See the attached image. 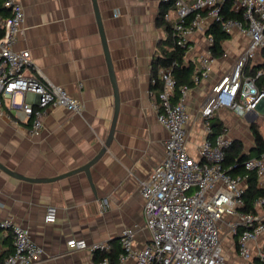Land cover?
I'll return each mask as SVG.
<instances>
[{"label": "crops", "instance_id": "0c3cea01", "mask_svg": "<svg viewBox=\"0 0 264 264\" xmlns=\"http://www.w3.org/2000/svg\"><path fill=\"white\" fill-rule=\"evenodd\" d=\"M97 1L120 105L111 143L91 167L93 187L84 172L53 182H30L0 169V219L11 217L30 229L32 239L45 249L37 264H103L90 251L70 247L73 237L109 242L113 250L126 228L136 229L137 248L145 245L148 236L140 182L164 158L169 135L157 121L159 98L151 88L160 66L154 69L153 58L162 48H170L161 20L164 5L162 0ZM21 2L26 18L16 48L28 49L48 79L82 101L83 111L49 107L42 133L33 136L30 123L21 122L9 109L0 110V161L25 176L54 177L84 165L105 145L116 110L115 92L92 0ZM167 12L175 17L173 6ZM190 44L186 58L195 71L200 65L198 53L206 52L209 45L200 32ZM246 46L236 49L228 39L223 41L227 56L216 57L208 75L190 89L188 147L195 158L207 136L200 108L213 84L235 65ZM213 118L223 123L227 137L243 143L246 153L254 147L251 123L258 124L264 137V113L238 116L225 107ZM243 136L251 141L248 147ZM48 205L57 208L54 223L44 220ZM6 236L0 239L4 250L10 247V241L3 242ZM260 241L264 243V233Z\"/></svg>", "mask_w": 264, "mask_h": 264}, {"label": "built area", "instance_id": "2783aa9c", "mask_svg": "<svg viewBox=\"0 0 264 264\" xmlns=\"http://www.w3.org/2000/svg\"><path fill=\"white\" fill-rule=\"evenodd\" d=\"M173 2L175 17L164 14L172 25L177 44H189L197 33L206 35L208 49L198 53L200 63L193 74L194 83L206 77L216 61L212 51L214 36L208 31L218 25L231 34L239 30L249 41L235 65L213 84L207 101L200 108L207 136L198 146V157L188 147V127L192 119L186 100L191 86L177 91L174 62L160 65L153 83H160L157 121L169 135L165 156L150 176L140 182L144 200L145 245H135L136 229L126 228L120 235L118 264H255L264 263V197L257 200L255 212H244L245 179L229 174L223 166L226 150L233 139L225 133L214 134L210 125L217 110L230 108L238 116L264 113V69L248 72L250 58L264 47V0H233V8L244 12V21L224 18V0H162ZM8 15H0V110L13 111L21 122L30 123V133L38 136L44 128L49 107L62 106L74 113L83 103L65 87L53 83L35 65L28 49H17L23 31L25 9L21 0H5ZM223 56H227L224 51ZM21 101H18V97ZM256 171L258 185L264 187V152L246 161ZM106 208V203L102 204ZM46 223L57 220V208L48 205ZM221 231L224 235H221ZM11 234L12 251L4 252L0 240V264H37L45 249L31 237L28 227L13 218L0 219V239ZM234 239L236 257L230 262L223 255L222 242ZM70 247L78 250L111 252L109 242L89 243L71 238ZM103 264H109L104 260Z\"/></svg>", "mask_w": 264, "mask_h": 264}, {"label": "trees", "instance_id": "16d2710c", "mask_svg": "<svg viewBox=\"0 0 264 264\" xmlns=\"http://www.w3.org/2000/svg\"><path fill=\"white\" fill-rule=\"evenodd\" d=\"M5 0H0V15L7 16L8 8L4 5ZM164 10L161 12V20L164 23V29L168 34L165 42L170 48H162L160 53L155 55L153 58L154 69L158 65H167L174 62L173 73L176 77L177 91L182 85L193 86V74H194V64L191 60H187L186 54L189 48V44H177L175 37L172 34V25L170 22L165 21L164 14L169 8L173 6V2H163ZM220 14L224 18H233L236 20L244 21V12L242 10L237 11L233 8V0H224L222 3V8ZM214 36V44L212 46V51L214 56L220 57L224 53L223 41L230 38V34L223 31L218 25H214L209 31ZM261 50L262 60L250 66V62L247 66L248 72L250 74H255L257 69H264V47ZM152 90L155 91L156 97L158 99V93L160 89V84L154 83L151 85ZM210 125L213 129L214 134L223 133L225 127L219 119L212 118ZM251 132L254 138L253 151L246 153L244 151L243 143L240 140L234 139L232 145L226 150L225 159L223 166L226 171L237 177L240 176L245 179V192L244 200L245 205L242 207L244 212H255L256 202L259 198L264 197V187L258 185V176L256 171L249 170L246 168V161L252 157H258L264 152V137L259 130V126L256 122L251 123ZM11 234H8L3 242L10 241L9 249L4 250L1 257L9 253L12 250ZM114 243V242H113ZM121 252L120 245L113 249L111 252L95 251L93 253L94 259L98 262L108 260L109 264H118L119 254ZM255 264H264L258 260H255Z\"/></svg>", "mask_w": 264, "mask_h": 264}, {"label": "water", "instance_id": "95a60500", "mask_svg": "<svg viewBox=\"0 0 264 264\" xmlns=\"http://www.w3.org/2000/svg\"><path fill=\"white\" fill-rule=\"evenodd\" d=\"M92 1H93V5H94V11L96 14L97 22L99 25V30H100V34H101V38H102V42H103V46H104V51H105V55H106V59H107L108 67H109V72H110L112 84L114 87L115 99H116L115 115H114L113 123H112L111 129H110L109 136L106 140V143L102 147V149L99 151V153L93 159H91L90 161L85 163L84 165H82L76 169H73L71 171H68L66 173L54 176V177L35 178V177L25 176V175L17 173L16 171H14L13 169H11L10 167H8L7 165H5L4 163H2L0 161V169L5 171L9 175H12L13 177H16L18 179L25 180V181H30V182H53V181H56V180H59V179H62V178L68 177V176H72V175L77 174L79 172H84L87 175V177H88V179L91 182V185L93 187L91 167L104 155V153L107 150V147L111 143V140L113 138L114 131H115L116 122H117L119 105H120V98H119V89H118V85H117V81H116L113 62H112V58L110 55L109 46L107 43V37H106V33H105V29H104L103 20L101 17V12L99 9L98 1L97 0H92Z\"/></svg>", "mask_w": 264, "mask_h": 264}, {"label": "rangeland", "instance_id": "374dc122", "mask_svg": "<svg viewBox=\"0 0 264 264\" xmlns=\"http://www.w3.org/2000/svg\"><path fill=\"white\" fill-rule=\"evenodd\" d=\"M228 41H230V43L233 45L234 48L241 49L245 46L246 43L248 44L249 39L247 36L242 35V34H236V35L233 34L232 36H230ZM261 60H262L261 50H259L253 57L250 58V62H252V63H257ZM18 101H21L20 97H18ZM262 129L264 131V121L262 123ZM250 139H251V137H250ZM244 143L248 147L251 144V141L249 139H247V137H244ZM221 235L222 236L224 235L223 231H221ZM233 243H234V239H232V238L227 239V237H226L223 240V242H222L223 255L230 262L240 263L241 259L239 257H236V251H235Z\"/></svg>", "mask_w": 264, "mask_h": 264}]
</instances>
